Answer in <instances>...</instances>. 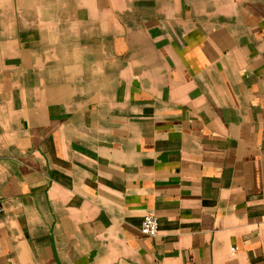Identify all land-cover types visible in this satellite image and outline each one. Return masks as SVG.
Returning <instances> with one entry per match:
<instances>
[{
	"label": "crops",
	"instance_id": "1",
	"mask_svg": "<svg viewBox=\"0 0 264 264\" xmlns=\"http://www.w3.org/2000/svg\"><path fill=\"white\" fill-rule=\"evenodd\" d=\"M0 203V264H264V0H0Z\"/></svg>",
	"mask_w": 264,
	"mask_h": 264
},
{
	"label": "built area",
	"instance_id": "2",
	"mask_svg": "<svg viewBox=\"0 0 264 264\" xmlns=\"http://www.w3.org/2000/svg\"><path fill=\"white\" fill-rule=\"evenodd\" d=\"M3 210L2 204L0 203V212ZM141 235L144 238L153 239L159 234V221L155 215H147L142 219L140 226Z\"/></svg>",
	"mask_w": 264,
	"mask_h": 264
}]
</instances>
